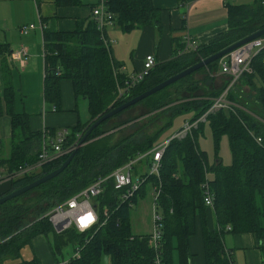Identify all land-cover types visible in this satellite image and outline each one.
<instances>
[{
  "label": "trees",
  "instance_id": "trees-1",
  "mask_svg": "<svg viewBox=\"0 0 264 264\" xmlns=\"http://www.w3.org/2000/svg\"><path fill=\"white\" fill-rule=\"evenodd\" d=\"M77 2L80 3V0H57L60 6H72L78 4ZM104 3L106 11L112 15L113 24L124 31L159 22V11L152 5V0H105ZM97 5L98 3L95 6ZM227 11L228 24L225 31L211 38L206 44H198L194 51L185 53L176 51L174 58L156 63L139 83L124 90L120 97L118 87L123 86L128 76L120 73L119 64L112 57L109 40L104 43L102 33L97 29L93 18L76 22L75 28L71 31H58L46 27L45 19H41L45 98L58 109L60 80L69 79L75 98L86 99L89 105L88 121L73 129L82 135L93 119L105 111L264 28V4L261 0H255L251 6L228 5ZM4 49L5 45H0V54ZM263 58L264 49L252 60L253 72L242 77H247L246 82L255 90L253 100L262 119H264ZM206 67L218 72V60ZM196 71L181 78L182 81L186 83ZM203 76L208 77L206 74ZM227 82V76L221 86L214 85V77L210 81L212 93L206 99L207 102L197 103L193 113L189 114L192 116L188 122H195L206 114L204 120L197 121L199 124L192 127L184 137L169 140L160 158L159 179L147 176L146 172L141 174H145L146 179L139 191L128 200L120 202L119 192L113 188V179L108 178L103 192L96 198L99 208L105 206L111 212L107 222L101 227L85 232L70 228L57 233L46 217H42L46 211L78 193L97 177L110 174L139 155L146 153L138 163H149L150 150L164 139L161 140V137L162 135L164 137L172 120L167 123V127L165 126L166 131L159 129L153 134H142L139 137L136 136L137 132L130 133L110 145L102 140L103 138L92 143H89V139L94 137L93 134L100 125L129 107L96 126L60 173L0 204V264H40L34 263V260L22 259L21 249L31 243L35 235L48 232H53L57 238L67 234L71 239L73 254L78 253L76 257L72 255L67 260L55 264L62 262L100 264L103 254L109 257L112 264H152L154 252L149 234L132 235L128 214L135 197L143 192L145 187L151 189L154 185L160 189L155 210L160 216L161 257L165 264H173L171 251L174 247L178 253V264H190L188 238L196 231L197 218L201 226L205 264H232L231 253L223 244L226 232L251 233L264 246V122L238 106L206 113L212 106V99H216L222 93ZM172 84L136 104L145 103L152 97L163 94ZM5 85L4 101L11 112L9 116L12 147L7 160L0 155V175L15 173L19 167L30 168L19 177L10 178L9 187L0 193V197L55 170L69 155L63 154L36 165L47 132L44 131L42 134L30 131L28 116L12 112L13 96L9 92L7 78ZM235 89L236 84L228 92L232 93ZM231 98L232 95H229V99ZM185 111L186 109H183L181 112ZM205 121L209 125L214 142L220 136H226L231 153L230 164L223 165L219 158L212 164L207 163L205 152L200 149L197 142ZM69 131L71 133L62 144L63 147L76 139L73 131ZM47 148L51 151L50 145H47ZM136 165L133 166V171ZM1 167L5 168V171L1 170ZM38 167H41V171H33ZM205 182L212 199L210 207L203 201L202 184ZM33 191H38L33 199L20 200ZM209 210L214 218L212 228L207 226L206 215Z\"/></svg>",
  "mask_w": 264,
  "mask_h": 264
},
{
  "label": "crops",
  "instance_id": "crops-1",
  "mask_svg": "<svg viewBox=\"0 0 264 264\" xmlns=\"http://www.w3.org/2000/svg\"><path fill=\"white\" fill-rule=\"evenodd\" d=\"M255 0H152V5L158 9L157 24L137 26L124 31L115 24L107 25L106 37L109 40L112 57L119 64V71L131 75L142 69L146 55H153L156 63H163L174 58L183 45L186 33L200 44H206L211 38L227 29L228 5L251 6ZM99 0H80L72 6H60L57 0H0V45L6 49L0 54V155L7 160L10 157L11 118L5 101L4 88L6 78L9 81V92L13 96L12 112L28 116L29 130L44 133L58 131L63 128L72 130L75 136L79 131L73 129L83 125L77 108L72 82L69 79L60 80V103L58 109L47 101L44 93L45 61L43 55V26L58 31H71L76 22L92 18L91 10ZM34 24L35 28L27 33H21V25ZM24 47L26 54L17 59L11 53ZM214 85L221 86L226 76L218 72ZM214 77V76H213ZM172 124V123H171ZM171 126V125H170ZM180 127L178 128V130ZM178 130L173 132L169 139ZM71 133V131H69ZM162 143V142H161ZM160 145V144H158ZM156 145V146H158ZM148 163V162H147ZM142 166L136 165L133 176H139ZM4 167V166H3ZM1 170L5 171V168ZM147 170V169H146ZM9 187L8 180L0 181V193ZM149 196L151 210V192L147 187L139 193L134 202ZM207 226H214L212 213L207 212ZM129 228L132 235H148L151 230V214L144 219L132 209L128 214ZM223 244L231 253L232 264H264V246L251 233L226 232ZM175 246V239L173 240ZM190 264H205L203 239L200 221L196 219V231L188 238ZM171 251L173 264H178L176 251ZM65 261L64 259L56 262ZM53 263V264H55ZM111 263V262H110ZM112 264V263H111Z\"/></svg>",
  "mask_w": 264,
  "mask_h": 264
},
{
  "label": "built area",
  "instance_id": "built-area-1",
  "mask_svg": "<svg viewBox=\"0 0 264 264\" xmlns=\"http://www.w3.org/2000/svg\"><path fill=\"white\" fill-rule=\"evenodd\" d=\"M105 0H99L98 5L94 6L91 10L92 18L96 22L97 29L102 33V39L104 43H107V38L105 36V28L107 25H112V15L106 11ZM264 4V0H261ZM35 28L34 24L21 25L19 30L21 33H27L29 30ZM109 42V41H108ZM198 43L194 38H192L189 33L183 36V45L180 53H185L189 51H194L197 48ZM264 49V36L255 38L246 42L245 44L239 46L238 48L232 50L231 52L225 54L223 57L218 59V72L228 77V82L223 89L222 93L213 101V105L210 107L209 111L217 109H232L229 103L223 102L222 97L234 86V84L240 80L244 75L251 74L253 72L252 60L253 58ZM26 54V49L24 47L20 48L11 53L13 59L19 58L21 55ZM156 64L153 55L149 54L145 56L142 69L138 72L132 73L128 76V79L123 83L122 87H118V97H120L124 90L139 83L154 67ZM262 64L264 65V58L262 59ZM195 122H186L175 134H173L169 139L162 142L160 145L155 146L150 150L151 159L147 163V176H155L159 179V169H160V158L167 146L169 140L173 138H182L190 129L196 125ZM46 132V131H45ZM70 132L67 128H63L58 131H53L49 133L47 131V136H45L42 151L39 154V160L36 165L41 162L59 157L63 154H67L72 151L77 143L80 134L77 135L73 143L63 147L62 144L69 137ZM258 141L260 138L257 139ZM47 145H50V150H48ZM146 154V153H145ZM145 154L137 156L135 159L125 163L124 165L114 169L110 174L106 176L97 177L92 183L87 185L84 189L78 193L72 195L70 198L64 202L53 206L48 210L44 216L50 222L52 228L55 232L61 233L70 228H75L79 232H85L93 230L97 227H101L107 222L111 212L104 206L102 208L98 207L96 198L103 192L104 185L108 178L113 179V188L119 192L120 202L128 200L134 194H136L141 185L145 182L146 177L144 175L136 176L133 181V166L138 163ZM28 167H19L15 173L0 175V181L9 180L13 177H19L23 172H25ZM203 187V201L205 205L211 206L212 199L208 189L207 183L202 184ZM151 230L149 233V239L154 252L152 264H165L161 257V243L162 234L160 231V216L156 213V200L160 189L157 185H154L151 189ZM95 205V207H94ZM101 214V216H100ZM74 257L78 256V253L73 254ZM66 262H62L65 264Z\"/></svg>",
  "mask_w": 264,
  "mask_h": 264
},
{
  "label": "rangeland",
  "instance_id": "rangeland-1",
  "mask_svg": "<svg viewBox=\"0 0 264 264\" xmlns=\"http://www.w3.org/2000/svg\"><path fill=\"white\" fill-rule=\"evenodd\" d=\"M203 74L208 75V77L205 78ZM213 76L214 78L219 76L218 72H214L211 68L206 67L201 71L193 73L186 83H184L182 79L175 82V84H172V86L167 88L163 94L154 96L145 103L142 102L135 104L120 113L118 116L107 120L97 128L93 134L94 137L89 139V143L103 138L102 140H105L108 145H110L130 133L137 132L136 136L139 137L142 134H153L159 129L166 131L165 126L172 120L171 126H169L165 132L164 137L162 135L161 140L170 136L173 132L178 130L179 127L181 128L189 121V118L192 116L189 114L193 113V110H195L198 102H207L206 99H208L210 93H212L210 90V81L213 80ZM246 78L247 77H244L238 80L235 83L236 89L234 92H227L221 99L223 102L229 103L231 106L242 107L247 113L254 116L257 120L264 122L260 113H257V104L253 100L255 90H253V86H251L250 83L246 82ZM229 95H232L231 99H229ZM214 99L215 98L212 99V105ZM77 108L80 112L81 120L85 121L86 118L89 117L88 101L86 99L79 98L77 101ZM183 109H186V111L181 112ZM209 109L206 113H213V111H215H209ZM205 115L206 114H203L197 119V121L202 122ZM197 123L195 126H197ZM161 142L163 141H160L158 144H161ZM197 142L200 149L205 152L208 164H212L216 158H219L223 165L231 163V153L226 136L222 135L214 142L209 125L206 121L201 126ZM142 163L143 162H140L138 165L142 166ZM43 165H41V167ZM41 167H38L33 171H41ZM146 169L147 166L143 165L142 172H145ZM6 174L7 173H5V175ZM132 178L134 181L135 176ZM37 193L38 191H33L30 193L31 195L29 194L30 196L27 195L20 200L27 201L29 199H33ZM131 209L132 215L136 214L139 218H142L141 224L143 225L144 219L149 218L151 214V210L149 208V196H146V198L142 201L137 198L136 202L131 203ZM42 217H44V214ZM73 251L74 249L71 244V239L67 234L57 238L53 232H48L46 234H37L32 237L31 243L25 245L21 249V258L27 261L34 260V263L53 264L56 260H67L73 255ZM176 255L178 260L177 251ZM100 264H111L109 257L103 254L101 256Z\"/></svg>",
  "mask_w": 264,
  "mask_h": 264
},
{
  "label": "water",
  "instance_id": "water-1",
  "mask_svg": "<svg viewBox=\"0 0 264 264\" xmlns=\"http://www.w3.org/2000/svg\"><path fill=\"white\" fill-rule=\"evenodd\" d=\"M262 36H264V28L257 30L255 32L239 39L238 41L232 43L231 45L219 50L218 52H216L214 54L209 55L208 57L194 63L193 65H191L189 67H186L185 69L181 70L180 72L166 78L165 80H163V81L159 82L158 84L150 87L149 89L141 92L140 94L120 103L119 105H117V106L105 111L101 115L97 116L89 124L88 128L82 133V135H80V137L77 140L75 148L69 152L68 157L61 163V165L58 168H56L55 170H53V171H51L45 175H42L41 177L23 185L17 189H14V190L2 195L0 197V204H2L3 202H5V201H7L13 197H16V196L22 194V193H24L30 189L37 187L38 185L46 182L47 180L51 179L52 177H54L58 173H60L66 167V165L70 162V160L73 158V156L75 155L78 148L85 143V140L88 137V135L90 134V132L96 126H98L101 122H103L104 120H106V119L112 117L113 115L119 113L120 111L132 106L133 104H136L140 100H142L145 97L157 92L158 90L174 83L178 79L185 77L186 75L190 74L191 72L196 71L199 68L205 67L208 64H210L211 62L220 59L225 54L231 52L232 50L238 48L239 46L245 44L246 42H249L250 40H253L255 38L262 37ZM94 207H95V205H94Z\"/></svg>",
  "mask_w": 264,
  "mask_h": 264
}]
</instances>
